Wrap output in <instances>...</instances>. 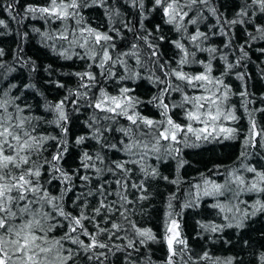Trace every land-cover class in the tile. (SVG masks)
Wrapping results in <instances>:
<instances>
[{"label":"snow or ice","instance_id":"snow-or-ice-1","mask_svg":"<svg viewBox=\"0 0 264 264\" xmlns=\"http://www.w3.org/2000/svg\"><path fill=\"white\" fill-rule=\"evenodd\" d=\"M19 3L20 0H8L0 8L17 23L42 20L49 26L47 30L32 29L41 43L63 59L76 57L86 61V67L73 73L77 78L74 89H69L62 99L44 105L45 112L52 116L47 119L33 114L31 106L21 103L22 97L13 94L18 86L6 82L16 68L5 61L6 52L0 47V264H113V257L123 264H153L150 255L141 254V249L151 244H163L166 248L163 264H243L237 257L213 258L207 251L193 259L179 213L174 209L173 202L179 203V179L160 177L177 186L168 197L161 236L151 228L141 227L134 217L137 207L150 199L147 182L159 176L156 168L146 166V160L179 156L182 147L196 148L201 142L239 137L240 130L234 126L239 118L229 103L235 93L224 78L249 58L247 49L252 42L264 41V22H257L264 20V0H236L231 18L213 0H151L150 10H158L164 23L179 34V39L171 41L178 53L175 67L172 61L161 62L159 44L153 43L163 41L164 36L155 37L146 29L142 33V21L139 27L134 26L109 0H43L25 5L22 13L16 9ZM131 6L140 15L149 11L145 0H131ZM91 7L105 9L107 31L87 23L83 10ZM209 17L215 22L207 24ZM56 23L60 26L51 29ZM201 25L207 31L201 30ZM0 28H8L5 19H0ZM238 28L244 30L246 39L233 47ZM156 31H160L159 25ZM124 32L132 33L133 40L126 50L118 51L117 40L125 39ZM23 35L26 37L27 33ZM217 35L225 37L223 48L207 43ZM257 50L264 55V48ZM236 52L239 57L230 61L229 54ZM197 53H208V57L198 59ZM13 60L36 70L33 61L22 57L19 46ZM217 60L223 62V71L214 75L213 62ZM129 61H134V68H130ZM191 64H199L202 71H185ZM117 67L125 73L120 80L140 78V70L149 73L150 81L158 86L157 95L149 102L159 110V119L138 110L142 102L131 95L132 89L122 87L111 94L100 87L103 81L117 76ZM156 70L160 75L155 74ZM246 75L235 73L241 81ZM56 86L65 87L59 82ZM174 93L180 99L169 103ZM239 96H248L246 85ZM82 101L93 110L84 122L90 131L76 137L75 144L83 145L91 139L99 151H83L79 167L70 173L61 165L68 152V106L78 112ZM243 107L248 113L249 128L237 157L238 166L219 173L223 182L202 176V182L192 184L185 202L180 204L181 208H189L203 197L216 198L212 207L224 214L226 223L200 225L211 233L243 228L250 217L264 214V168L245 162L248 149L257 145L264 148V126H258L253 116V111L264 113V108L248 111L247 100ZM176 109L182 112L183 122L174 119ZM121 117L127 125L114 129ZM46 125L54 126L58 134L43 131ZM113 130L121 134L119 146L106 140ZM50 144L55 151L46 155ZM104 150L123 152L126 159L108 161L102 154ZM184 163L179 161V167ZM134 168L141 174L135 180ZM76 179L83 188L72 201L73 211H69L65 198L76 188ZM54 181L60 185L56 194L50 191ZM245 193L261 198L249 205L240 199ZM257 264H264V251L258 254Z\"/></svg>","mask_w":264,"mask_h":264},{"label":"trees","instance_id":"trees-1","mask_svg":"<svg viewBox=\"0 0 264 264\" xmlns=\"http://www.w3.org/2000/svg\"><path fill=\"white\" fill-rule=\"evenodd\" d=\"M6 2L8 0H0V5ZM42 2L43 0H20V3L16 5V9L17 12L22 13L25 5ZM235 2L236 0H213V3L220 11L229 18L232 17L235 11L233 7ZM109 3L119 8L122 17L131 21L134 26L139 27V23L142 21L143 29L140 30L142 33L146 29L152 32L155 37L164 36L165 39L163 41L153 40V43L159 44L160 53L162 54L161 62L164 60L172 61L173 67H175L178 53L171 41L179 39V34L173 26L164 23L158 10L155 12L150 10L151 0H145L149 11L143 15L138 14V10L131 6V0H109ZM83 15L87 23L92 27L99 28L102 31L108 30L109 22L105 16V9L99 7L86 8L83 10ZM0 19H5L8 24L7 29L0 28V47L6 52L5 61L16 68V71L11 73L6 83H14L18 86L12 90L13 94L21 96V103L30 105L33 114L52 119V116L45 112L44 105L62 99L69 89H74L77 86V78L73 73L83 71L86 67V61L76 57L71 60L63 59L41 43V38L32 29L41 28L42 30H47L49 26L45 25L42 20L26 19L22 23H17L16 20L10 19L2 8H0ZM214 22V18L209 17L206 23L212 24ZM257 22H264V20ZM157 25L160 26L159 32L156 31ZM59 26V23L52 24L51 29L54 30ZM201 30L207 31V27L201 25ZM248 30L252 31L251 28ZM24 33H27L26 37L23 35ZM123 35L125 39L117 40L118 51L126 50L129 42L133 40L132 33L124 32ZM233 39V47H238L246 39L244 30L236 29ZM224 40L225 37L217 35L211 37L207 43L211 46L223 48ZM18 46L22 49V57L35 63V71H31L30 67L21 66L13 60ZM260 48H264V41L252 42L251 47L247 49L249 58L243 62L241 67L234 69L232 73L224 78L225 82L232 88L233 93H235L230 97L229 103L235 107L236 115L239 118L234 125L240 130V135L237 139L201 142L200 146L196 148L182 147V152L179 156H175V154H173V157L164 155L160 160L153 157L145 161L146 166L157 169L159 176L147 182L150 199L142 202V205L137 207L138 214L134 219L141 227L151 228L154 233L161 236L163 234V220L167 210L168 197L176 191L177 186L160 177L167 176L169 180L179 179L181 181L178 193L179 203L173 202L174 209L179 213L182 231L188 240V246L191 249L190 255L193 259L207 251L213 258L237 257L242 259L243 264H257L258 254L264 251V214L258 213L256 216L250 217L245 221V227L243 228H224L222 232L211 233L203 230L200 225H223L226 223L223 219L224 214L212 207L217 202L216 198L203 197L193 207H180V204L185 202V196L191 185L202 182V176L215 179L217 182H223V178L219 173L225 169L238 166L237 157L249 128L248 113L243 107L244 102L247 100L248 111L264 108V72H262V69H264V55L257 50ZM239 55V52L229 54V60L234 61ZM207 57L208 53H197L198 59H207ZM213 64L214 75H219L223 71V62L217 60ZM129 66L134 68V61H129ZM93 71L98 70L94 68ZM115 71L117 76L103 81L100 87L105 88L111 94L118 93L122 87L132 89L131 95L142 102L138 105V110L145 116L159 119V110L149 102L153 96L157 95L158 89V86L154 85L148 78L149 73L140 70V78L120 80L119 77L125 75V73L119 67ZM185 71L200 72L202 67L199 64H191L185 67ZM237 71L247 74L244 81L236 79L235 73ZM155 74L160 75V72L156 70ZM56 82L64 84L65 87H57ZM28 84L35 87L26 88L25 85ZM245 85L248 96L242 99L239 96V92ZM93 91H98V89ZM179 99V94L174 93L168 102H176ZM68 110L70 115L67 137L68 152L65 154V159L61 162V165L71 173L79 167V158L83 151L97 152L99 151V146L91 139L87 140L83 145L75 144L76 137L88 135L90 130L85 126L84 122L89 119L93 110L88 108L83 101L78 112L72 111L71 105L68 106ZM253 116L257 120L258 126H264V113L253 111ZM118 119L119 123L113 126L114 129L127 125L125 119L122 117ZM174 119L183 122V114L179 109L174 110ZM42 130L53 135H57L59 132L54 126L47 125L43 126ZM120 139L121 134L115 130L106 135V140L109 143H115L118 146ZM54 151L55 147L50 144L49 153L46 155H50ZM248 152L249 156L245 162L256 166L258 169L264 168V148L257 145L255 149H248ZM102 154L105 155L108 161L126 159L123 152L115 150H104ZM181 160L185 162L183 167H179V161ZM134 171L136 175L133 176V180L141 175L138 169L134 168ZM107 178L111 179V177ZM75 184L76 188L74 191L68 193L65 198V204L69 211H73L72 201L75 195L83 188L79 179L75 180ZM59 190V183L54 181L50 186V191L56 194ZM257 198L261 197H257L254 193H245L240 197L241 200L247 201L249 205ZM94 202L93 200L92 203ZM249 211H251L250 208ZM232 222L235 223V220ZM141 254L145 257L150 255L153 264H163L166 257V248L163 244H151L147 249L142 248ZM112 259L113 264H123L121 259L116 257ZM202 264H211V262H202Z\"/></svg>","mask_w":264,"mask_h":264}]
</instances>
